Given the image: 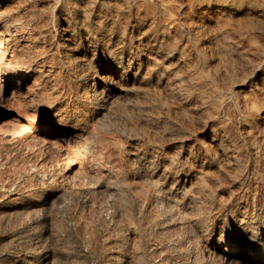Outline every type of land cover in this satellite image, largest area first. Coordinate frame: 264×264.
<instances>
[{
    "label": "rangeland",
    "instance_id": "374dc122",
    "mask_svg": "<svg viewBox=\"0 0 264 264\" xmlns=\"http://www.w3.org/2000/svg\"><path fill=\"white\" fill-rule=\"evenodd\" d=\"M0 13L24 71L18 86L0 77V211L13 212L0 214V264L264 251V0H0ZM60 128L89 147L57 164L39 137Z\"/></svg>",
    "mask_w": 264,
    "mask_h": 264
},
{
    "label": "bare ground",
    "instance_id": "6f19581e",
    "mask_svg": "<svg viewBox=\"0 0 264 264\" xmlns=\"http://www.w3.org/2000/svg\"><path fill=\"white\" fill-rule=\"evenodd\" d=\"M221 1H224V0H221ZM220 4V6L222 7V6H224V4L223 3H219ZM226 8V7H225ZM249 9H252V8H249L248 7V10ZM16 10H17V8H16ZM1 14V13H0ZM0 19H3L2 18V16H1V18ZM2 21V20H1ZM0 21V22H1ZM10 21V20H9ZM13 21V20H12ZM15 21V20H14ZM100 26V25H99ZM5 31H7V32H9V29H7L6 28V30ZM6 32V33H7ZM0 35H2V31L0 32ZM7 35H9V34H7ZM12 35V34H11ZM6 36V35H5ZM10 36V35H9ZM1 38V37H0ZM3 38V37H2ZM7 39V38H6ZM3 40V39H2ZM1 39H0V77H4V78H7L8 80H10L11 81V84H13V86H18V85H20V83H21V79L24 77L23 76V74H24V71L21 69V68H19V67H17L16 66V64L14 65V63H12V59L10 60L9 59V57H10V55H9V53H7L8 51H7V47H5L4 46V44H3V41H2ZM8 55H9V57H8ZM14 55H12L11 54V57H13ZM23 57V56H22ZM46 62V61H45ZM86 67V66H85ZM92 67V66H91ZM83 68V67H82ZM85 70V69H84ZM83 70V71H84ZM89 72V71H88ZM91 72V71H90ZM94 72H95V74H96V70H94ZM94 74V73H93ZM25 75H26V73H25ZM29 75V74H28ZM85 75V74H84ZM83 75V76H84ZM90 75H92V74H90ZM93 77V76H92ZM118 78H121L122 76H120V75H118L117 76ZM119 80V79H118ZM33 81V80H32ZM120 81V80H119ZM115 82V81H114ZM121 82V81H120ZM82 84H84V83H82ZM90 85H84V86H82L83 87V91H84V96H85V100H88V102H89V104L91 105V106H93V105H95L96 104V100H97V97H95V94L94 93H92L91 91H94L93 90V88H90L89 87ZM11 93V92H10ZM95 107V106H94ZM257 109H259V106L258 105H255V110H257ZM80 118V117H79ZM79 118H78V120H77V122L79 121ZM61 119V118H60ZM83 127H84V130H82L83 131V133L84 134H87V137L90 139V140H94V141H101L102 140V137H101V135L96 131V129L93 127V126H89L88 124H85L84 123V125H83ZM97 127V126H96ZM47 131H49V130H47ZM85 131V132H84ZM54 132V131H53ZM48 133V132H47ZM80 135H82V134H80ZM75 136V135H74ZM73 137V136H72ZM73 139V138H72ZM74 139H76V138H74ZM123 139V138H122ZM71 140V139H70ZM80 140V139H79ZM79 140H78V142H79ZM27 141V140H26ZM39 141L42 143V144H44L45 145V147H46V149L50 152V154H51V156H52V158L51 159H53L52 161L53 162H55V163H59L60 162V164H61V159L63 158V156H65V155H71V154H81V153H84L85 151H86V149L89 147V145H87L88 147L86 148L85 147V145L84 146H82V145H80L79 143H75V144H73V146L71 145V146H66L67 144L66 143H68V141H69V136H66V132H65V129L64 128H60V129H56L55 130V134H54V136H52V137H42V136H40L39 137ZM74 141V140H73ZM76 141V140H75ZM37 143H39V142H37ZM31 145V144H30ZM70 145V144H69ZM88 152V151H87ZM89 153H91V152H89ZM86 155H88V154H86ZM76 156V155H75ZM89 156V155H88ZM87 156V158H89ZM71 157V156H70ZM73 157H74V155H73ZM85 157V156H84ZM65 158H67L66 156L64 157V159ZM77 158H79V157H77ZM68 159V158H67ZM85 159V158H84ZM90 160H92L93 161V159L92 158H89ZM66 160V159H65ZM64 161V160H63ZM89 162V161H88ZM89 163H91V162H89ZM48 164V163H47ZM54 164V163H53ZM88 163H86L85 165H87ZM94 163H92V164H90V165H93ZM90 165L88 164V166L90 167ZM98 165V164H97ZM94 166V165H93ZM95 166H96V164H95ZM106 166V165H105ZM104 167V166H103ZM90 168H92V167H90ZM93 168H95V167H93ZM77 169V168H76ZM88 170H89V168H87ZM95 169H97V168H95ZM103 169V168H102ZM106 169V168H105ZM108 169V168H107ZM106 169V170H107ZM110 169V168H109ZM91 170H93V169H91ZM85 172V171H84ZM108 172V171H107ZM106 172V173H107ZM94 173V172H93ZM109 173H110V170H109ZM95 174V173H94ZM86 175V174H85ZM97 175V174H96ZM108 175H110V174H108ZM108 175L106 176V177H108ZM101 177V178H100ZM104 177H105V173L104 172H101L100 173V176H98V179L97 180H95V183H96V185H97V183H99L98 185H102V186H106V181L108 180H106L105 181V183L103 182V180H104ZM96 179V178H95ZM80 182L82 183V184H85V185H89L90 186V184H92V181H94L93 180V178L92 177H88V176H83L82 177V179L80 178ZM149 183V182H148ZM171 184V183H170ZM172 185V184H171ZM101 187V186H100ZM161 187V186H160ZM168 186H166L165 188H167ZM171 188V187H170ZM160 188H158V187H155L154 185L152 186V188H151V196H154V198H159V197H161L162 195L160 194V193H162V192H160ZM167 190H168V188H167ZM165 191H166V189H165ZM170 191V190H169ZM168 191V192H169ZM174 192V191H173ZM162 194H164V193H162ZM50 194L49 193H47L45 196H46V198L48 199V196H49ZM54 196H56V197H64V192L63 191H60V190H57V191H55V193L53 194ZM144 195V194H143ZM147 195V194H146ZM167 195V194H166ZM176 195V194H175ZM31 196V195H30ZM33 196V195H32ZM170 196V195H169ZM181 196V195H180ZM150 197V196H149ZM144 198H146V196L144 197ZM180 198V197H179ZM18 200L20 199V200H23V198L22 197H19V198H17ZM16 199V200H17ZM54 199V198H53ZM53 199H50V200H47L45 203L46 204H48V203H52V201L53 202H55ZM96 199V198H95ZM152 199V198H151ZM177 199V198H176ZM56 200V199H55ZM158 200V199H157ZM160 201V200H159ZM7 202H0V210L2 209V208H4V207H6V204ZM13 203V202H12ZM175 203V202H174ZM45 204V205H46ZM54 204V203H53ZM52 204V205H53ZM12 205V204H11ZM11 205H9L8 206V208H11ZM26 206H28L29 208H31L32 209V211H35V208L36 207H38V201L36 200V202H29ZM43 206V205H42ZM41 206V207H42ZM49 205H47L46 207H48ZM42 209H44L43 207H42ZM154 209V208H153ZM11 210V209H10ZM0 211V214H2V215H6L7 213H10V212H12V211ZM31 211V210H30ZM46 211H47V209H46ZM49 211V210H48ZM47 211V212H48ZM180 211V210H179ZM36 212V211H35ZM13 213V212H12ZM148 214V213H147ZM8 215H10L11 216V213L10 214H8ZM172 215V214H171ZM13 217V216H12ZM8 220V219H7ZM190 225V224H189ZM217 243V242H216ZM219 243H221V242H219ZM222 244H223V242H222ZM226 244V243H225ZM233 246V245H232ZM246 246V245H245ZM248 246V245H247ZM250 246V245H249ZM255 246V245H254ZM240 247V246H239ZM242 247V246H241ZM248 248V247H247ZM226 250V248H223V251H225ZM264 250V249H263ZM222 254V253H221ZM231 254L232 255H236V256H239V258L236 260V264H264V251L263 252H261L260 251V249L258 248V247H254L253 249H244V250H240V251H238V250H232L231 249ZM221 257V256H220ZM233 259V258H232ZM49 260V259H48ZM51 260V259H50ZM226 261H228V260H226ZM229 261H231L230 259H229ZM26 264H33L30 260H28L27 262H26ZM227 264H229V263H227ZM231 264V263H230Z\"/></svg>",
    "mask_w": 264,
    "mask_h": 264
}]
</instances>
